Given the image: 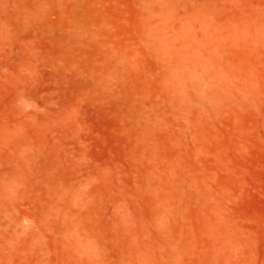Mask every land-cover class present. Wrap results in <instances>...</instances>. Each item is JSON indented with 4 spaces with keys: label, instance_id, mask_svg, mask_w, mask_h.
<instances>
[{
    "label": "rangeland",
    "instance_id": "1",
    "mask_svg": "<svg viewBox=\"0 0 264 264\" xmlns=\"http://www.w3.org/2000/svg\"><path fill=\"white\" fill-rule=\"evenodd\" d=\"M0 264H264V0H0Z\"/></svg>",
    "mask_w": 264,
    "mask_h": 264
}]
</instances>
